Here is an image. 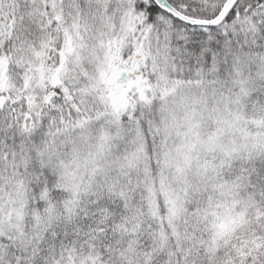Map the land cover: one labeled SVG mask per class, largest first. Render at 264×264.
Masks as SVG:
<instances>
[{
    "label": "snow or ice",
    "instance_id": "6c2138e0",
    "mask_svg": "<svg viewBox=\"0 0 264 264\" xmlns=\"http://www.w3.org/2000/svg\"><path fill=\"white\" fill-rule=\"evenodd\" d=\"M0 264H264V0H0Z\"/></svg>",
    "mask_w": 264,
    "mask_h": 264
}]
</instances>
